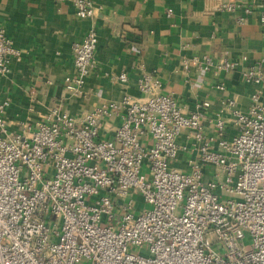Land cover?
Wrapping results in <instances>:
<instances>
[{
    "label": "built area",
    "instance_id": "2783aa9c",
    "mask_svg": "<svg viewBox=\"0 0 264 264\" xmlns=\"http://www.w3.org/2000/svg\"><path fill=\"white\" fill-rule=\"evenodd\" d=\"M74 4L80 18L94 14L90 0ZM97 42L90 28L73 44L75 76L67 82H84ZM19 55L0 29V75ZM247 59L183 55L182 65L223 77ZM244 66V81L264 89V54ZM127 80L122 72L113 84ZM137 85L150 95H124L78 115L54 106L23 132L4 117L8 100L0 101V264H264L261 92L245 110L227 100L213 147L200 107L152 91L149 74ZM107 119L118 120L112 138L101 135ZM229 127L233 134L224 135ZM183 130L199 142L188 171L171 165Z\"/></svg>",
    "mask_w": 264,
    "mask_h": 264
},
{
    "label": "crops",
    "instance_id": "0c3cea01",
    "mask_svg": "<svg viewBox=\"0 0 264 264\" xmlns=\"http://www.w3.org/2000/svg\"><path fill=\"white\" fill-rule=\"evenodd\" d=\"M90 1L94 14L80 18L74 0H0V29L20 54L0 75V101L9 102L4 117L13 129L23 132L25 124L44 119L54 106L78 115L87 106L124 95L145 98L150 92L137 85L142 73L150 75L152 91L173 94L188 110L201 108L205 134L213 147L219 137L216 121L229 113L228 99H234L241 110L247 109L253 92L260 91L264 101V89L245 82L241 74L247 62L264 54L260 0ZM227 2L232 8L222 7ZM90 28L98 38L95 67L81 85H73L66 81L75 76L73 44ZM203 54L228 59L244 54L248 59L223 77L192 61L183 67V55ZM122 72L128 80L113 84ZM218 83L224 88H217ZM117 123L104 120L101 135L112 138ZM233 131L229 127L224 135ZM176 141L179 148L171 165L188 171L191 160L199 157V142L188 130Z\"/></svg>",
    "mask_w": 264,
    "mask_h": 264
},
{
    "label": "rangeland",
    "instance_id": "374dc122",
    "mask_svg": "<svg viewBox=\"0 0 264 264\" xmlns=\"http://www.w3.org/2000/svg\"><path fill=\"white\" fill-rule=\"evenodd\" d=\"M136 206V205H135ZM144 253V252H143Z\"/></svg>",
    "mask_w": 264,
    "mask_h": 264
}]
</instances>
